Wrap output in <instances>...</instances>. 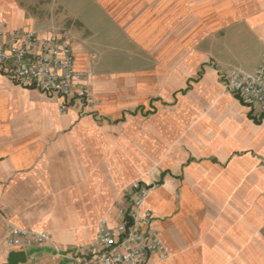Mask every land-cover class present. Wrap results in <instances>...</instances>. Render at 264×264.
I'll use <instances>...</instances> for the list:
<instances>
[{"label": "crops", "instance_id": "crops-1", "mask_svg": "<svg viewBox=\"0 0 264 264\" xmlns=\"http://www.w3.org/2000/svg\"><path fill=\"white\" fill-rule=\"evenodd\" d=\"M65 6L105 24L88 45L70 42L91 102L61 112L59 97L0 69V264L13 251L63 264L53 255L94 239L135 182L168 254L149 264H264V114L226 84L262 63L264 0H0V23L57 34ZM98 33L137 60L110 55ZM114 58L135 73L106 72ZM10 226L49 241L9 249Z\"/></svg>", "mask_w": 264, "mask_h": 264}, {"label": "built area", "instance_id": "built-area-1", "mask_svg": "<svg viewBox=\"0 0 264 264\" xmlns=\"http://www.w3.org/2000/svg\"><path fill=\"white\" fill-rule=\"evenodd\" d=\"M0 69L23 86L59 97L61 112L75 101L91 102L85 72L76 67L75 53L65 36L40 35L25 28L11 30L0 23ZM226 84L230 92L258 105L264 114V53L254 74L232 70ZM148 194L146 185L132 184L115 215L101 218L94 239L71 251H57L52 260L61 259L63 264H149L153 255L166 259L168 254L154 225L155 215L144 207ZM48 241L46 232L10 226L6 243L14 249L43 246Z\"/></svg>", "mask_w": 264, "mask_h": 264}, {"label": "rangeland", "instance_id": "rangeland-1", "mask_svg": "<svg viewBox=\"0 0 264 264\" xmlns=\"http://www.w3.org/2000/svg\"><path fill=\"white\" fill-rule=\"evenodd\" d=\"M29 9L32 12L37 13V14L39 13L42 15L45 13V10H43L42 7L30 5ZM88 16H89V12H87L86 8L83 6H80V7H75V6L56 7V10L53 12V18H52L50 24L51 25H52V23L54 24V29L56 30L54 32H56L57 35L59 34L61 36L63 35L65 37H67V39L70 42H71V40H72V42L74 40L76 42L79 41L85 45H88L89 41L95 39V38L94 39L92 38L91 29H93V28L94 29H96V28L101 29L103 26V24L101 22L100 25L95 27V24L88 22ZM86 21H87V23H86ZM111 24L113 26V23H111ZM89 25H90V27H89ZM91 25L93 26V28ZM104 26H105V24H104ZM96 40H98L102 44L108 42L110 45L109 54L110 55L114 54V56H116V54H122L124 62H125V59H127L128 61L137 60L136 54H129V55L123 54L122 51L125 50L123 48L125 45L121 46L119 38H106V36L102 35V33H98ZM122 49H124V50H122ZM91 55L94 56V54H91ZM107 62H108L109 66H112V68H114V70L117 69V71H113V70L112 71H106L109 74L111 72L112 73L118 72L122 76L126 77V76H129V75H127L129 72L135 73V70H124V71H122V73H120L121 71H119V69H118L120 67V63H119L118 58L108 60ZM235 63L239 67H243V66L248 67L249 62L248 63L247 62L239 63V60H237ZM102 65H105V64L102 63ZM86 73H87V71H85V75H86ZM123 74H125V75H123ZM120 204H121L120 201L115 202L113 205V209L110 212V214L107 216H104V217H112L113 215H115L116 208Z\"/></svg>", "mask_w": 264, "mask_h": 264}, {"label": "water", "instance_id": "water-1", "mask_svg": "<svg viewBox=\"0 0 264 264\" xmlns=\"http://www.w3.org/2000/svg\"><path fill=\"white\" fill-rule=\"evenodd\" d=\"M27 256L23 251H13L9 254L8 263L7 264H20L26 263Z\"/></svg>", "mask_w": 264, "mask_h": 264}, {"label": "trees", "instance_id": "trees-1", "mask_svg": "<svg viewBox=\"0 0 264 264\" xmlns=\"http://www.w3.org/2000/svg\"><path fill=\"white\" fill-rule=\"evenodd\" d=\"M256 122H258V121H256Z\"/></svg>", "mask_w": 264, "mask_h": 264}]
</instances>
